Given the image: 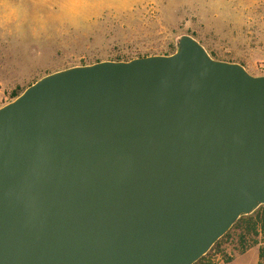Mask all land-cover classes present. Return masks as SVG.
Returning <instances> with one entry per match:
<instances>
[{"label": "water", "instance_id": "1", "mask_svg": "<svg viewBox=\"0 0 264 264\" xmlns=\"http://www.w3.org/2000/svg\"><path fill=\"white\" fill-rule=\"evenodd\" d=\"M262 206L264 75L191 35L0 108V264H195Z\"/></svg>", "mask_w": 264, "mask_h": 264}, {"label": "rangeland", "instance_id": "2", "mask_svg": "<svg viewBox=\"0 0 264 264\" xmlns=\"http://www.w3.org/2000/svg\"><path fill=\"white\" fill-rule=\"evenodd\" d=\"M181 35L264 75V0H0V108L60 70L174 53ZM241 236L254 238L232 230L213 264H258L259 245L242 254Z\"/></svg>", "mask_w": 264, "mask_h": 264}, {"label": "trees", "instance_id": "3", "mask_svg": "<svg viewBox=\"0 0 264 264\" xmlns=\"http://www.w3.org/2000/svg\"><path fill=\"white\" fill-rule=\"evenodd\" d=\"M172 54V53H170ZM166 54V55H170ZM213 58L216 57L211 54ZM119 61V60H118ZM22 94V93H21ZM21 94H15L13 96V100L19 97ZM244 228L246 234L253 236L252 242L249 243L246 236H241V253L245 254L251 248L259 245V261L258 264H264V206L260 207L253 214L249 216L242 217L239 219L232 227V229L225 234L209 251V253L204 256L201 260H199L195 264H213V262L209 259V255L211 252L219 249L220 242L229 236L232 230H239ZM262 237L261 240H258L259 237ZM232 259H227L226 264L230 263Z\"/></svg>", "mask_w": 264, "mask_h": 264}]
</instances>
